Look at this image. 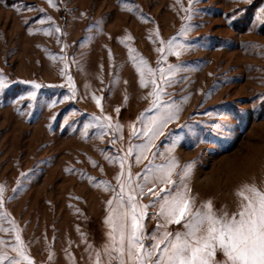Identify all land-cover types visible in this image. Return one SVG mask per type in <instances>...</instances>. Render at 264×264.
Masks as SVG:
<instances>
[{
	"label": "rangeland",
	"instance_id": "374dc122",
	"mask_svg": "<svg viewBox=\"0 0 264 264\" xmlns=\"http://www.w3.org/2000/svg\"><path fill=\"white\" fill-rule=\"evenodd\" d=\"M54 2L57 7L48 0H0V69L14 81L0 94V183L5 185L0 214H8L0 215V223L10 228L14 219L34 264H94L95 251L108 240L105 217L113 189H106L101 181H110L118 191L116 176L121 165L110 157L124 154L129 143L144 139L139 133L132 136V125L140 128L137 117L152 102L148 95L152 85L140 84L132 56H143L153 69L166 68L169 63H180L184 69L167 85L164 98L182 104L179 121L168 124L167 129L185 136L174 150L180 166L196 158L190 182L196 206L211 198L215 208L227 205L233 211L238 200L234 189L242 180L264 181V106L256 101V108L252 107L257 94L264 92V55L260 54L264 47L244 43L264 45V26L256 17L264 0H198L193 7L199 11L191 21L197 26L189 37L199 46L179 57L169 53L166 60L159 59L163 55L157 51L159 39L167 41L179 31L186 14L181 3L187 7L188 0ZM48 15L53 19L41 23ZM56 25L60 32L55 31ZM29 28L40 30L29 32ZM44 28L53 31L48 34ZM205 38L208 43H201ZM224 38L228 43L222 44ZM130 48L134 49L131 56ZM62 69L73 77L76 99L48 107L46 101L63 100L69 93ZM156 77L162 83L159 72ZM23 80L56 87L41 88L31 107L27 97L12 103L31 87ZM92 93L101 97L100 105ZM184 96L189 99L183 101ZM72 108L77 112L65 125L64 117ZM226 110L229 135L211 143L193 146L187 129L179 127L195 123L202 129L199 121L219 119L206 112ZM92 113L112 117L113 128L103 138L95 125L88 129L87 138L81 134ZM117 122L123 126L120 131L115 129ZM170 142L165 130L155 142L158 149L154 146L148 159L137 163L135 153L129 155L125 175L128 164L133 174L142 173L152 151L158 152L156 162H163L159 152ZM139 179L143 181V174ZM152 199L147 191L141 197L145 204ZM156 208L150 205L143 221L148 234L157 225L152 215ZM178 227L169 225L170 230ZM14 235V231H0L8 243Z\"/></svg>",
	"mask_w": 264,
	"mask_h": 264
},
{
	"label": "snow or ice",
	"instance_id": "6c2138e0",
	"mask_svg": "<svg viewBox=\"0 0 264 264\" xmlns=\"http://www.w3.org/2000/svg\"><path fill=\"white\" fill-rule=\"evenodd\" d=\"M250 2L251 0H249ZM48 3L57 7L54 0H48ZM195 3H198V0H188L187 7L181 3V7L186 13L181 17L184 23L181 24L179 31L167 41L162 37L159 39L160 47L157 48V51L163 53L160 60H166L169 53H175L179 57L182 52L199 46L192 43V38L189 37L190 31L197 26L191 22L193 13L199 11L193 7ZM11 6L17 7L15 4ZM256 17L264 26V3L256 10ZM45 19L52 20L53 17L45 16L41 23ZM231 19H235V17L233 16ZM28 30L34 32L40 29L29 28ZM43 31L51 34L53 29L44 28ZM55 31L60 32L58 25L55 26ZM155 31L159 36V29L157 28ZM207 35L205 34V37ZM127 39H131V37ZM149 39L152 37L150 36ZM201 43L207 44L208 40L205 38ZM226 43H228V39L224 38L222 44ZM244 43L251 44L254 48L264 47L259 42ZM133 51L134 49L130 48V56ZM260 54L264 55V53ZM56 58V56H52L53 60ZM132 59L140 74V84L143 86L152 85V90L148 93L152 97V102L137 117V120L141 121L140 128L137 129L134 123L132 125V136L139 133L144 139L138 144L129 143L124 154L110 157L113 161L119 160L121 165V172L116 176L118 191L110 181H101V185L106 189H113L112 198L107 201L108 216L105 217L110 231L107 232L108 240L102 249L95 251L94 264H264V181L257 183L255 178L242 180L234 189L238 200L233 211H229L227 205H223L220 209L215 208L211 198L202 200L200 205L196 206V196L192 194L190 183L196 158H192L180 166V160L174 154V150L185 139V136L183 132L173 133L171 129H167L168 124L179 121L182 104L176 103L171 97L167 100L164 98L167 95V85L173 83L176 73L184 69L181 68L180 63H169L166 68L161 66L158 69H153L143 56L139 58L132 56ZM67 66V62H65V68ZM248 67L251 68L253 65ZM157 72H159V80L162 83L157 81ZM165 73L168 78L165 77ZM61 74L67 75L63 69ZM21 82L31 87L12 100V103H17L27 97L30 107L36 103L41 88L56 87V85L41 84L36 80ZM67 82L69 93L63 96V100L46 101L48 107H54L58 102L76 99L77 89L71 75H67ZM261 82L264 83V79H261ZM13 83L14 81L0 69V94H3L8 85ZM210 94L211 92L207 95ZM92 95L96 103L100 105L101 97L95 93ZM188 99L189 96L182 98L183 101ZM256 101L264 106V92L258 93L254 98L252 105L254 109L257 106ZM116 111L119 112V107ZM227 111L206 112L205 115L215 116L219 119L211 123L199 121V124L204 125L202 129L198 128L195 123H185L179 127L187 129L191 145L211 143L216 137L229 135L226 129H230L231 125L226 118ZM240 111L242 113L243 109ZM76 112L77 109L72 108L65 115L63 123L69 124L70 117ZM149 112L151 114L146 115ZM54 118V116L50 117V119ZM93 125L99 130L100 137L103 138L104 133L113 128L112 117L103 113L100 116L92 113L81 129L83 137L87 138L88 129ZM122 127L119 122L115 124L117 131L122 130ZM165 130L168 131L171 142L165 146L164 151L159 152L163 162L157 163L158 152L152 151V158L145 164L142 173L133 174L131 164H128L125 175V162L129 155L135 153L137 163L148 159L149 152L156 146V140L164 134ZM156 147L158 149V146ZM66 170L70 171L71 169ZM141 174H143V181L139 179ZM23 175L24 173H21V176ZM133 176L136 179H133ZM19 183L18 180L17 184ZM149 183L151 184L150 188L147 187ZM145 191L154 197L148 204L141 200ZM4 192L5 185L0 183V207H3L4 204ZM150 205L157 206L152 213L157 220V225L153 232L148 234L143 221L148 215ZM0 215L8 214L5 212ZM172 224L180 225V227L170 230L169 225ZM0 231H14L15 233L11 243L6 242L5 238L0 236V264H5V262L7 264H22L23 261L34 264L33 257L28 254L27 246L14 219L10 228H5L0 223ZM146 238L150 240V243L145 242Z\"/></svg>",
	"mask_w": 264,
	"mask_h": 264
}]
</instances>
